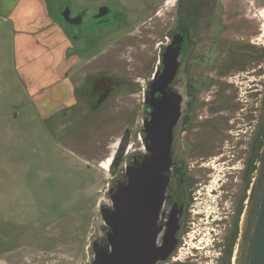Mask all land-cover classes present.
<instances>
[{"label":"flooded vegetation","instance_id":"1","mask_svg":"<svg viewBox=\"0 0 264 264\" xmlns=\"http://www.w3.org/2000/svg\"><path fill=\"white\" fill-rule=\"evenodd\" d=\"M46 3L59 34L58 79L43 90L40 113L67 175L80 181L70 199L94 201L100 190L86 189L103 184L100 217L126 167L144 160L161 97L152 88L169 57L177 67L158 244L171 219L178 227L157 264H234L264 144V0ZM34 207L1 213L0 264H60L64 248L47 230L63 215L49 216L45 200Z\"/></svg>","mask_w":264,"mask_h":264},{"label":"rangeland","instance_id":"2","mask_svg":"<svg viewBox=\"0 0 264 264\" xmlns=\"http://www.w3.org/2000/svg\"><path fill=\"white\" fill-rule=\"evenodd\" d=\"M260 9L264 17V3ZM32 32L26 45L33 48V60L21 63L23 60L14 55L10 28L0 21V216L16 210L25 214L29 206H38L33 209L39 211L42 200L47 201L49 216L63 215L59 220L50 217L47 230L49 241L55 242L58 235L57 242L64 248L60 264H90L92 250L88 247L102 224L97 206L105 198V187L98 184L86 189L88 195L100 190L94 201L70 199L80 181L76 175H67L60 151L49 144L41 120V94L32 98L34 91L30 90L56 79L51 75L53 69L45 71L40 66L51 62V53L54 58L57 56L56 46L52 48L59 41L57 28L49 23Z\"/></svg>","mask_w":264,"mask_h":264},{"label":"water","instance_id":"3","mask_svg":"<svg viewBox=\"0 0 264 264\" xmlns=\"http://www.w3.org/2000/svg\"><path fill=\"white\" fill-rule=\"evenodd\" d=\"M153 90L146 123L148 154L125 169V180L110 194V206L101 209L102 233L92 245L91 264H157L170 251L178 227L171 219L166 239L158 244L163 224L160 211L170 167V98L168 84L177 63L167 57ZM234 264H264V144L256 176L240 220Z\"/></svg>","mask_w":264,"mask_h":264},{"label":"crops","instance_id":"4","mask_svg":"<svg viewBox=\"0 0 264 264\" xmlns=\"http://www.w3.org/2000/svg\"><path fill=\"white\" fill-rule=\"evenodd\" d=\"M0 21L2 23L8 24L10 28V34L13 40L12 43L15 44L14 49H16L14 55L16 57L18 55L23 60L21 63L24 62L27 64L33 60L31 56V51L33 50V48H29L26 45L27 42L30 40L29 38L33 35L32 31L47 27L49 23H53L57 28V25L55 24L54 19L52 18L50 11L48 10L46 0H0ZM25 27H29V29L31 28L30 30L32 31L25 30ZM45 34L47 36L48 32H46ZM57 35V37H59L58 29ZM20 42H25V44L23 43L24 45L22 44L21 46H19ZM57 43L58 44L55 43L52 47L54 48L56 46V58H54L53 54L51 53V62L48 64H45V62H43L44 66H40V68L43 67L45 71L53 69L51 75H54L56 79L49 83L42 82V86L37 84L35 88H30V90L32 89V91H34L32 98L33 96H40L41 94L42 99L43 90L47 87V85L57 82L59 41ZM50 52L52 51L50 50ZM36 58L37 56H35V59ZM32 84L33 81H31L30 79V87L34 85Z\"/></svg>","mask_w":264,"mask_h":264},{"label":"bare ground","instance_id":"5","mask_svg":"<svg viewBox=\"0 0 264 264\" xmlns=\"http://www.w3.org/2000/svg\"><path fill=\"white\" fill-rule=\"evenodd\" d=\"M264 11V10H263Z\"/></svg>","mask_w":264,"mask_h":264}]
</instances>
